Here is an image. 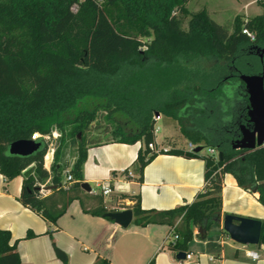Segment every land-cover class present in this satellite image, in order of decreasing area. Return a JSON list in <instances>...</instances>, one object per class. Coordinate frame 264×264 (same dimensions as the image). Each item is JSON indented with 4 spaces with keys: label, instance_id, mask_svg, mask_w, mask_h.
I'll return each mask as SVG.
<instances>
[{
    "label": "trees",
    "instance_id": "16d2710c",
    "mask_svg": "<svg viewBox=\"0 0 264 264\" xmlns=\"http://www.w3.org/2000/svg\"><path fill=\"white\" fill-rule=\"evenodd\" d=\"M190 1L0 0V175L7 181L22 178L18 200L23 206L51 225L75 200L93 216L103 217L108 212L102 199L96 209L86 210L78 195L83 192L82 167L89 145L85 146L83 139L78 141L69 169L70 182L65 180V168L58 160L65 137L88 130L99 107L117 106L109 95L87 90L75 95L68 88L83 87L90 80L110 82L128 70L157 67L182 74L184 68L193 67L189 76H181L183 81L173 84V98L157 109L179 124L196 123L198 117L208 120L215 112L217 120L210 126L202 125L200 130L181 124L180 132L193 147L206 146L222 156H201L171 145L167 154L204 161L203 190L192 203L162 212L142 210L138 197L132 206L124 208L132 211L136 226L169 227L165 246L177 255L187 254L193 239L204 241L212 226L219 227L224 175L230 174L240 188L257 193L264 207V146L253 151L234 149L240 128L251 127L248 97L240 76L257 75L264 69V2L258 3L262 14L247 20L236 18L229 27L214 22L204 9L188 13ZM187 14L190 19L183 30V16ZM243 30L253 34L254 40ZM79 102L82 107L69 118ZM151 117L148 110L138 120L140 129L132 134L119 126L114 131L113 141L117 143H141L135 161L139 179L157 155L148 148L155 142ZM54 132L60 135L59 148L55 162L46 170L47 143L42 137ZM34 134L40 136L35 140L40 147L31 156L8 154L12 142L31 140ZM194 229L202 230V234H195ZM220 232L228 236L222 229ZM35 237L27 232L23 239ZM18 242L0 229V264H21ZM258 245L264 246V221ZM52 247L56 258L68 264V255L54 243ZM93 264L108 262L97 258Z\"/></svg>",
    "mask_w": 264,
    "mask_h": 264
},
{
    "label": "crops",
    "instance_id": "0c3cea01",
    "mask_svg": "<svg viewBox=\"0 0 264 264\" xmlns=\"http://www.w3.org/2000/svg\"><path fill=\"white\" fill-rule=\"evenodd\" d=\"M250 1L193 0L199 10L204 9L219 25L229 21L231 25L237 17L251 18L243 13ZM167 133L168 130L164 137ZM190 145L185 151H189ZM140 148L139 142L129 145L113 140L87 147L82 175L91 191L81 189L83 192L78 194L86 210L96 209L102 199L108 212H121L138 197L142 210L162 212L192 203L203 190L205 164L199 158L157 154L139 179L135 161ZM175 148L182 149L176 145ZM102 184L112 191L108 198L101 195ZM21 188V177L7 181L0 175V229L8 231L13 240H19L21 264H62L53 252V243L68 255V264H93L97 258L107 260L108 264H149L152 260L153 264H264V246L232 242L221 234V223L210 228L206 240L195 238L188 244V253L193 258L187 263L179 262L165 246L169 227H139L133 224V217L127 228H121L108 219L85 213L78 200L51 225L19 202ZM221 199V220L225 215H234L264 221V207L257 200L258 194L240 188L230 174L223 177ZM27 232L36 237L23 239ZM194 233L197 234L196 229ZM247 252L256 253L258 259L249 258Z\"/></svg>",
    "mask_w": 264,
    "mask_h": 264
},
{
    "label": "rangeland",
    "instance_id": "374dc122",
    "mask_svg": "<svg viewBox=\"0 0 264 264\" xmlns=\"http://www.w3.org/2000/svg\"><path fill=\"white\" fill-rule=\"evenodd\" d=\"M259 2L263 3L264 0H251L248 9H246L243 13L251 18L262 14L263 10L258 4ZM186 9L188 13H194L199 10L193 0L189 2ZM237 18L241 20L240 17ZM189 19L190 16L188 14L183 16V30H186ZM219 21L223 23L221 20ZM229 22L223 25L232 26L233 24L230 25ZM147 40L148 39H144L145 42ZM191 68L193 67H189L188 69L184 68L181 74L180 71L178 73H174L170 69L146 67L142 70L135 69L124 71L122 75L110 82L105 81L104 83H97L90 80L83 84V87H78L76 89L68 88V90L73 91L75 95L85 90L88 92H96L97 95H109L116 103L117 108L114 105L108 106L107 109L99 107L97 109L95 121L92 125H90L88 130L83 133H78L75 137H65V142L60 148L61 154L58 160V163L65 168L63 173L65 175V180L66 177L70 175L69 169L73 165L76 158L78 141L83 139L85 146H88L93 142L112 141L115 139L114 131L117 126L122 127L128 134L137 132L140 129L138 126V120L140 117L144 116L148 110H151V120L155 123V128L159 129L157 136H155L159 147L168 148L171 145H176L177 147L188 149L189 143L184 140L180 132L181 124L187 128L195 127L203 130L204 128L202 125L208 126L209 123L216 122L217 116L215 112L210 115L208 120L198 117L196 123H193L190 120L189 122L184 121V123L179 124L177 120L170 116H166L163 112L159 113L158 111L160 110H158L157 107H162L164 102H169L171 98H173L170 92L173 84L175 82L178 84L180 81H183L182 77L189 76ZM195 70L196 69L193 71ZM176 89L178 91L180 88L177 87ZM122 97H125V100H122ZM81 103L82 102H79L76 108H73L71 112H69V118H72L78 109L82 107ZM94 104H97V102ZM157 116H159L160 120L154 121V117ZM215 127L219 128L220 125ZM167 130L168 135L164 137ZM68 132L69 127H66L65 135ZM78 135L80 138H78ZM59 138L60 135L54 132L53 135L48 136L45 140L47 143L45 166L48 170H50L51 165L55 162L54 158L55 152L59 148ZM199 154L201 156L208 155V147L204 146Z\"/></svg>",
    "mask_w": 264,
    "mask_h": 264
},
{
    "label": "water",
    "instance_id": "95a60500",
    "mask_svg": "<svg viewBox=\"0 0 264 264\" xmlns=\"http://www.w3.org/2000/svg\"><path fill=\"white\" fill-rule=\"evenodd\" d=\"M264 53V52H262ZM240 80L245 86L248 97V122L250 128H240V140L234 146V149L253 151L264 146V69L260 74L251 76H240ZM78 138L80 136L78 135ZM40 143L33 140H21L12 142L8 146V154L26 158L38 150ZM203 147H195L194 153H200ZM222 153H218L221 158ZM50 189H55L51 187ZM81 189L90 192L91 189L87 183L81 185ZM103 218L114 222L121 228H127L133 220V213L130 209L121 212H107ZM222 230L226 232L229 239L241 246H256L260 241L261 222L252 218L238 217L234 215H225L220 220ZM197 234H202V230H197ZM179 262L185 260V253L176 255Z\"/></svg>",
    "mask_w": 264,
    "mask_h": 264
},
{
    "label": "built area",
    "instance_id": "2783aa9c",
    "mask_svg": "<svg viewBox=\"0 0 264 264\" xmlns=\"http://www.w3.org/2000/svg\"><path fill=\"white\" fill-rule=\"evenodd\" d=\"M242 33L245 34L250 40H254V35L251 34V33H249L247 30H243ZM158 120H160L159 116L154 117V121H158ZM158 132H159V129L158 128H155V123H154V130H153L154 137L157 135ZM47 137L48 136H43L42 137V139L44 140V142H46L45 140H46ZM38 138H40V136L38 134H34L31 137V140L35 141ZM148 148H149V150L151 152H153L155 154H161V153L163 154V153H167V151H168L167 148L159 147V144H157L156 141L154 143H152V144H149L148 145ZM193 149H194V147L190 145L189 146V151L192 152ZM208 155L213 156L216 159L218 157L217 152L215 150H213V149H208ZM45 159H46V155L44 157V161H45ZM46 170H48V169H46ZM66 181L67 182H70L71 181V177L70 176H67L66 177ZM100 189H101V195L104 198H108L111 195V193H112V191L110 190V188L107 185H105V184H102L100 186ZM174 239H176V236L173 237V240ZM247 256L249 258L253 259V260H257L258 259L257 254L254 253V252H247ZM192 258H193V256L191 254L187 253V254H185V260H184V262H186V263L187 262H191L192 261Z\"/></svg>",
    "mask_w": 264,
    "mask_h": 264
}]
</instances>
